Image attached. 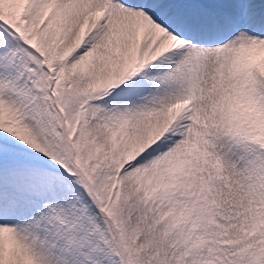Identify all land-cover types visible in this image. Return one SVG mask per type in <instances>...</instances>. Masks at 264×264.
<instances>
[{
	"label": "snow or ice",
	"instance_id": "1",
	"mask_svg": "<svg viewBox=\"0 0 264 264\" xmlns=\"http://www.w3.org/2000/svg\"><path fill=\"white\" fill-rule=\"evenodd\" d=\"M0 264H264V0H0Z\"/></svg>",
	"mask_w": 264,
	"mask_h": 264
}]
</instances>
